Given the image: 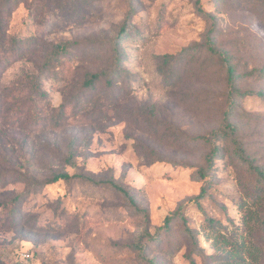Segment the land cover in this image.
<instances>
[{
	"label": "rangeland",
	"instance_id": "1",
	"mask_svg": "<svg viewBox=\"0 0 264 264\" xmlns=\"http://www.w3.org/2000/svg\"><path fill=\"white\" fill-rule=\"evenodd\" d=\"M212 28L250 91L233 120L264 167V0H0V264H146L145 231L156 264H226L230 241L228 264H264V187L220 134L230 90ZM102 71L117 73L89 86ZM62 171L114 179L138 207L107 184L48 182ZM183 202L186 222L156 237Z\"/></svg>",
	"mask_w": 264,
	"mask_h": 264
},
{
	"label": "trees",
	"instance_id": "2",
	"mask_svg": "<svg viewBox=\"0 0 264 264\" xmlns=\"http://www.w3.org/2000/svg\"><path fill=\"white\" fill-rule=\"evenodd\" d=\"M130 1H132V0H130ZM194 1L196 2V4H200V2H201V0H194ZM135 10H136L135 7L132 5V7H131L128 15H127L126 21H125L122 29L120 30L121 34L126 33L129 30L130 19H131L132 14L135 12ZM213 31L214 30L212 28L210 30L206 40H205V45L207 46V48L212 53H216V55L222 59L224 66L226 67L225 81L227 82V85H228L229 90H230V92H229V104H228V110H227L226 115H225L224 129L220 130V134H221V137L229 144V146L232 150V154L239 161L246 164L248 169L256 175V178L259 182L256 186L257 187H264V167L262 165L256 164L255 161L248 156L245 144L240 140V137H239V126L233 120L234 115L240 106L239 99L250 94V91L248 89H241L240 84H239L240 75H239V71L237 69V66L231 62V58L227 52H225L223 50L222 51L218 50V48L216 47V43H217L216 37L213 35ZM117 44L118 43H116V46H117ZM62 45H65V44L63 42H58L55 45V50L57 51L59 48H61ZM115 60H116V64L119 65L120 60H121V54L117 53ZM116 73L117 72H115V71L112 73L110 71H102V72L92 73L87 80V84L89 86H93L96 81H98L102 78V76H106L107 80L110 82L111 79L114 77V74H116ZM197 138L198 137H193V139H197ZM72 156H73V151L70 152L69 158L67 160L72 165H74L75 162H73L72 159H70ZM221 156H222V154H221L220 146L217 144L212 145L210 152L206 154V160L208 163V167L202 169L199 173V177L201 179L205 180L207 178V176L209 175V172H207V169L213 168L216 165L217 160L220 159ZM72 178H80V179L86 180V181L93 183V184H107V185L111 186L112 188L116 189L117 191H119L123 196H125V198L128 199V201L131 203V205L133 207H135L136 209L138 207L136 204V200H135L133 194L131 193V190L129 188H127L126 186L120 184L119 182H117L114 179H96L93 175H87V174H83V173L70 174L69 172L62 171V172L54 174L53 177L48 182H56L59 180H70ZM261 183H262V185H260ZM206 192H207L206 185L203 184L200 193L198 195H196L195 197L190 198L189 201L193 200L195 202H199V200L206 194ZM186 204L187 203H185V202L181 203L178 206L176 211H174L172 214L166 216V218L164 219L163 225H161L157 229L156 237L159 236L160 232H168L169 230H171V222L175 219L176 216H179V218H181L184 222H186V218H185L184 214L181 213V209ZM207 220H208V222H210L212 224L217 222L216 220H214L211 217H208ZM260 224H261V227L264 228V215L260 219ZM185 228L192 236H194L191 228H189L187 225L185 226ZM144 237L148 240L155 238V236H153L148 231L144 232ZM144 237L142 236L141 239H138V241H136L134 243L133 247L138 250L140 257L143 260L146 259V264H156L154 259H147L145 256L147 244L142 242ZM227 242L228 241H226V243ZM230 242H232V241H230ZM230 242L227 245H232V247H231V249L229 248L228 250H225L226 251V257H223V262L226 264L232 263V261H234V260L237 261L236 255L239 254L238 247H236V245L238 243L231 244ZM249 250H250L251 255L252 256L254 255L253 260L258 261L261 253L258 254V251H256V247H254V250H253V248H250Z\"/></svg>",
	"mask_w": 264,
	"mask_h": 264
},
{
	"label": "built area",
	"instance_id": "3",
	"mask_svg": "<svg viewBox=\"0 0 264 264\" xmlns=\"http://www.w3.org/2000/svg\"><path fill=\"white\" fill-rule=\"evenodd\" d=\"M26 256H29V254H26Z\"/></svg>",
	"mask_w": 264,
	"mask_h": 264
}]
</instances>
